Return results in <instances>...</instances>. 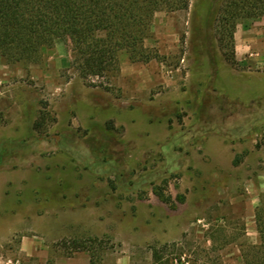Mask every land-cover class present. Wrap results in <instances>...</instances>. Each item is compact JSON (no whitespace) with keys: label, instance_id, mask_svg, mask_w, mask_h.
Returning a JSON list of instances; mask_svg holds the SVG:
<instances>
[{"label":"rangeland","instance_id":"374dc122","mask_svg":"<svg viewBox=\"0 0 264 264\" xmlns=\"http://www.w3.org/2000/svg\"><path fill=\"white\" fill-rule=\"evenodd\" d=\"M154 14L148 61L81 77L71 37L0 55V264H242L264 219V16ZM29 246L21 248V241Z\"/></svg>","mask_w":264,"mask_h":264},{"label":"trees","instance_id":"16d2710c","mask_svg":"<svg viewBox=\"0 0 264 264\" xmlns=\"http://www.w3.org/2000/svg\"><path fill=\"white\" fill-rule=\"evenodd\" d=\"M187 7V0H0V55L8 61L36 62L58 39L71 37L81 77H102L118 69V54L148 61L144 47L154 14ZM222 20L264 16V0H223ZM258 244L242 243V264H264V219L256 217ZM153 257L162 264L157 251ZM90 264H93L92 261Z\"/></svg>","mask_w":264,"mask_h":264},{"label":"crops","instance_id":"0c3cea01","mask_svg":"<svg viewBox=\"0 0 264 264\" xmlns=\"http://www.w3.org/2000/svg\"><path fill=\"white\" fill-rule=\"evenodd\" d=\"M25 238H23V240L21 241V248H24V246H29L30 241L29 240H24Z\"/></svg>","mask_w":264,"mask_h":264}]
</instances>
